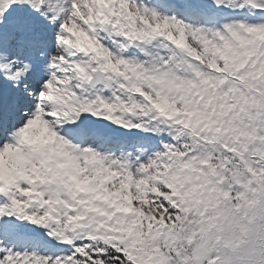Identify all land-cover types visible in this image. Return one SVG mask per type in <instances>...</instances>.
I'll list each match as a JSON object with an SVG mask.
<instances>
[{"label":"snow or ice","instance_id":"snow-or-ice-1","mask_svg":"<svg viewBox=\"0 0 264 264\" xmlns=\"http://www.w3.org/2000/svg\"><path fill=\"white\" fill-rule=\"evenodd\" d=\"M0 264H264V0H0Z\"/></svg>","mask_w":264,"mask_h":264}]
</instances>
